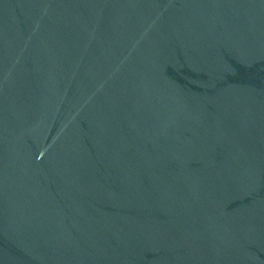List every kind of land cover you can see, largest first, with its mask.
I'll return each instance as SVG.
<instances>
[{"label":"water","instance_id":"95a60500","mask_svg":"<svg viewBox=\"0 0 264 264\" xmlns=\"http://www.w3.org/2000/svg\"><path fill=\"white\" fill-rule=\"evenodd\" d=\"M0 264H264V0H0Z\"/></svg>","mask_w":264,"mask_h":264}]
</instances>
